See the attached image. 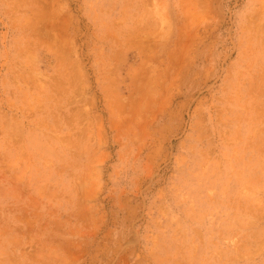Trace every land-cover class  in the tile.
I'll use <instances>...</instances> for the list:
<instances>
[{"label":"rangeland","instance_id":"1","mask_svg":"<svg viewBox=\"0 0 264 264\" xmlns=\"http://www.w3.org/2000/svg\"><path fill=\"white\" fill-rule=\"evenodd\" d=\"M0 264H264V0H0Z\"/></svg>","mask_w":264,"mask_h":264}]
</instances>
